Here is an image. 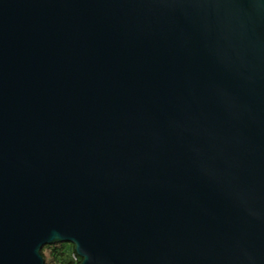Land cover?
<instances>
[{
  "label": "water",
  "instance_id": "1",
  "mask_svg": "<svg viewBox=\"0 0 264 264\" xmlns=\"http://www.w3.org/2000/svg\"><path fill=\"white\" fill-rule=\"evenodd\" d=\"M264 264V0H0V264Z\"/></svg>",
  "mask_w": 264,
  "mask_h": 264
},
{
  "label": "trees",
  "instance_id": "2",
  "mask_svg": "<svg viewBox=\"0 0 264 264\" xmlns=\"http://www.w3.org/2000/svg\"><path fill=\"white\" fill-rule=\"evenodd\" d=\"M45 251L49 254V258L46 257ZM73 252H75L74 245L71 244L69 246L66 243L45 245L41 250L45 264H70V255ZM81 260V257L78 256V262L76 264H80Z\"/></svg>",
  "mask_w": 264,
  "mask_h": 264
},
{
  "label": "built area",
  "instance_id": "3",
  "mask_svg": "<svg viewBox=\"0 0 264 264\" xmlns=\"http://www.w3.org/2000/svg\"><path fill=\"white\" fill-rule=\"evenodd\" d=\"M70 257H71L70 264H76L78 262V255L75 252L71 253Z\"/></svg>",
  "mask_w": 264,
  "mask_h": 264
},
{
  "label": "rangeland",
  "instance_id": "4",
  "mask_svg": "<svg viewBox=\"0 0 264 264\" xmlns=\"http://www.w3.org/2000/svg\"><path fill=\"white\" fill-rule=\"evenodd\" d=\"M45 255L47 258H49V254L47 253V251H45Z\"/></svg>",
  "mask_w": 264,
  "mask_h": 264
},
{
  "label": "flooded vegetation",
  "instance_id": "5",
  "mask_svg": "<svg viewBox=\"0 0 264 264\" xmlns=\"http://www.w3.org/2000/svg\"><path fill=\"white\" fill-rule=\"evenodd\" d=\"M66 244L69 245V246L71 245V243H66Z\"/></svg>",
  "mask_w": 264,
  "mask_h": 264
}]
</instances>
